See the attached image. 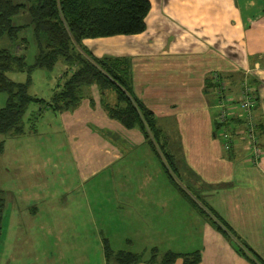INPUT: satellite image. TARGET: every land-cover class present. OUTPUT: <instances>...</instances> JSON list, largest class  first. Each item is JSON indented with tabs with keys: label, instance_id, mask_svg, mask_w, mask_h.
Returning a JSON list of instances; mask_svg holds the SVG:
<instances>
[{
	"label": "crops",
	"instance_id": "1",
	"mask_svg": "<svg viewBox=\"0 0 264 264\" xmlns=\"http://www.w3.org/2000/svg\"><path fill=\"white\" fill-rule=\"evenodd\" d=\"M263 9L264 0H150L142 32L82 40V46L95 56L126 60L133 94L155 116L157 137L168 165L191 176H185L186 188L193 190L204 205L193 202L191 210L187 202L180 204L185 212V221L180 222L175 207L182 203L175 194L180 189L167 176L162 156L151 147L156 141L147 139L140 129L128 130L110 118L98 102L96 85L91 87L92 94H98L94 107L84 100L76 110L59 112L61 121L78 112L90 114L92 121L98 115L99 120L92 123L97 125L95 134L109 132L112 126L126 135L132 131L140 136L139 145L145 144L153 154L138 157L140 163L150 159L148 163L157 167L159 171L151 172L160 186L154 185L148 173L144 176L142 164L132 169L128 161L122 176L116 172L120 179L117 201L122 204L124 222L113 227L123 229L120 242L141 245L142 251L135 253H141L143 259L136 264H159L167 252L178 255L172 264H182L180 256L195 251L199 253L198 264H256L241 254L243 250L235 240L216 229L204 208L213 209L264 260ZM20 15L28 16L26 12ZM243 89L252 100L250 123L260 148L257 158L246 136L245 110L238 101ZM219 110L225 115L223 121ZM77 136L71 134L69 138L74 149L79 148ZM114 136L115 143L128 146L125 138L118 143V136ZM89 138L92 141L86 148L91 151L87 149L89 156L79 170L82 179L99 172L97 165L108 169L112 160H117V153L102 144L106 149L96 161L95 151L99 149L91 129ZM180 146L185 150L182 157L175 153ZM185 165L194 172L185 171ZM12 188H16L15 183ZM60 207L63 203L55 209ZM97 223L102 228L99 232L108 238L105 224L100 219ZM70 231H75L73 225ZM154 249L157 251L152 257Z\"/></svg>",
	"mask_w": 264,
	"mask_h": 264
},
{
	"label": "rangeland",
	"instance_id": "2",
	"mask_svg": "<svg viewBox=\"0 0 264 264\" xmlns=\"http://www.w3.org/2000/svg\"><path fill=\"white\" fill-rule=\"evenodd\" d=\"M14 1L25 3V0ZM20 16L19 14L13 18L14 24L29 22L28 16ZM31 31L28 30L29 36ZM1 40L0 44H3L4 39ZM16 52L24 53L26 63L31 64L36 53L35 42L30 41L27 48L25 44H20ZM64 68L65 64L61 59L50 70L35 68L31 74L28 93L44 99L50 98L57 82L62 81L61 73ZM6 74L17 82H23L26 78L24 72L9 71ZM81 92L84 97L82 101L88 100L90 107H94L98 94H92L91 89L86 92L82 89ZM107 100L109 101L110 97ZM6 101L7 93L0 91V107H3ZM81 102L68 111L79 108ZM98 102L104 110L99 98ZM41 107L36 102L28 105L23 116L22 134L13 136L0 134V141H3L4 146L0 153V197L4 202L0 224V264H105L106 244L111 246L114 254L119 251H142L141 245L137 247L136 244L120 242L123 229L116 230L113 227V224H118L119 221L124 222L120 211L122 204L120 200L117 201L120 181L117 173H121L122 176L124 164L129 161L128 166L132 169L134 165L142 164L144 176L148 173L154 181L156 176L151 171L159 170L148 163L150 159L142 158L140 163L138 157H152L153 154L148 147H144L145 144L139 145L137 138L140 136L132 131H128L126 135L118 127L112 126L109 132L103 133L101 130L99 136L95 134L97 125L92 123L99 120L98 115H94L95 121H92L90 114L78 112L61 121L58 113L55 115L49 109L43 108L42 113L38 115L37 112ZM112 119L122 125L117 119ZM133 128L140 129L132 127L128 130ZM90 129L99 149L95 151L96 161L102 159L106 149L102 144H106L113 153H117V160L113 159L108 169L106 166L99 167L96 164L99 172L82 179L79 170L85 165V159L89 156L87 152L89 148H86V145L92 141L89 138ZM71 134L78 135L79 148L74 149L70 146ZM114 135L118 136V143L123 138L129 141L128 146L115 143L112 139ZM152 135L154 137L151 140L156 141L154 150L164 159L159 160L161 162L163 160L162 165L164 164L166 168L167 176L180 189L175 191L178 203L182 202L175 205L176 217L184 223L185 212L179 205L187 202V208L191 209L194 206L193 202L201 205V201L193 190L186 188L185 176L188 179L191 176L187 173L181 174L182 168L180 172H176L168 165L167 155L160 145L161 139L158 140L156 133ZM174 143L178 142L174 140ZM175 153L182 157L185 155V150L180 146L175 148ZM184 167L190 174L194 172L187 168V165ZM14 183L16 188H12ZM154 185L160 186L161 183L155 180ZM61 203L63 207L58 208L61 211L59 212L55 207ZM33 206L36 209H31ZM99 219L105 224L106 228L103 229H107L108 238L99 232L102 229L97 223ZM71 225L75 228L74 232L70 231ZM224 233L228 239L235 240L243 249L241 240L233 237L228 231ZM136 242L137 237L133 240V243ZM10 253L13 254L12 257H8ZM110 257L113 263L115 256Z\"/></svg>",
	"mask_w": 264,
	"mask_h": 264
},
{
	"label": "trees",
	"instance_id": "3",
	"mask_svg": "<svg viewBox=\"0 0 264 264\" xmlns=\"http://www.w3.org/2000/svg\"><path fill=\"white\" fill-rule=\"evenodd\" d=\"M149 10L150 0H25V3L0 0V42L4 39V46L0 47V91L7 93L6 103L0 107V134L13 136L23 133V116L31 102L42 106L38 115L43 108L56 115L78 106L84 98L82 89L86 92L96 85L108 116L117 119L126 128L139 127L144 136L151 140L154 137L152 134H157L155 116L133 94L130 67L126 60L118 56H95L82 46L84 38L142 32ZM21 12L27 13L29 22L16 25L13 18ZM29 29L32 30L30 36ZM30 41L35 42L36 53L32 63L27 64L26 55L18 54L16 48L20 44H25L27 48ZM60 59L65 64L61 73L62 81L57 82L50 98L29 94L31 72L35 68L50 70ZM9 71L25 72L26 80H11L6 74ZM114 91L115 94H111ZM151 147L154 149V145ZM3 148L1 140L0 153ZM3 205L0 197V224ZM204 209L217 230L222 233L228 231L240 240L213 209ZM241 245V254L256 264H264V260L245 242H241ZM153 251L152 257H155L156 251ZM104 254L105 264H136L143 259L141 253L130 251L114 254L107 244ZM111 255L115 256L113 263ZM177 256L176 253L167 252L159 264H172ZM180 257L183 259L182 264H198L200 260L197 251L184 253Z\"/></svg>",
	"mask_w": 264,
	"mask_h": 264
},
{
	"label": "built area",
	"instance_id": "4",
	"mask_svg": "<svg viewBox=\"0 0 264 264\" xmlns=\"http://www.w3.org/2000/svg\"><path fill=\"white\" fill-rule=\"evenodd\" d=\"M238 101H239L240 105L243 107V109L245 110V117H246V120L248 121V124L246 125L247 127L245 129L246 134H247L246 136L248 138L250 148L252 149L253 155L255 158H257L260 155V148H259L258 143H257V136H256L255 131L253 129V124L250 123L251 108L253 107L250 94L248 92H246L245 89H243L242 92L240 93ZM224 117H225V115L221 112L220 118L222 121H223Z\"/></svg>",
	"mask_w": 264,
	"mask_h": 264
}]
</instances>
